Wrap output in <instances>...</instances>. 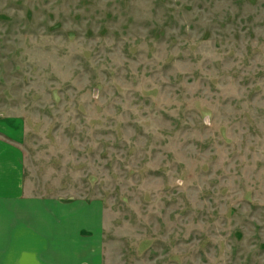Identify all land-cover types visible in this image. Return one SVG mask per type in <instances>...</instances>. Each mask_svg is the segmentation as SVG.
Instances as JSON below:
<instances>
[{
    "label": "rangeland",
    "instance_id": "rangeland-1",
    "mask_svg": "<svg viewBox=\"0 0 264 264\" xmlns=\"http://www.w3.org/2000/svg\"><path fill=\"white\" fill-rule=\"evenodd\" d=\"M9 117L104 264H264V0H0Z\"/></svg>",
    "mask_w": 264,
    "mask_h": 264
},
{
    "label": "crops",
    "instance_id": "crops-1",
    "mask_svg": "<svg viewBox=\"0 0 264 264\" xmlns=\"http://www.w3.org/2000/svg\"><path fill=\"white\" fill-rule=\"evenodd\" d=\"M25 125L0 118V264H104V204L37 195L24 177Z\"/></svg>",
    "mask_w": 264,
    "mask_h": 264
}]
</instances>
